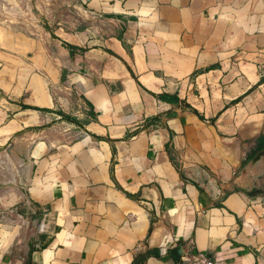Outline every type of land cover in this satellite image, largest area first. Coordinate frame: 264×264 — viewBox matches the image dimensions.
<instances>
[{"label":"crops","instance_id":"0c3cea01","mask_svg":"<svg viewBox=\"0 0 264 264\" xmlns=\"http://www.w3.org/2000/svg\"><path fill=\"white\" fill-rule=\"evenodd\" d=\"M41 2L0 44V264H264V0Z\"/></svg>","mask_w":264,"mask_h":264},{"label":"rangeland","instance_id":"374dc122","mask_svg":"<svg viewBox=\"0 0 264 264\" xmlns=\"http://www.w3.org/2000/svg\"><path fill=\"white\" fill-rule=\"evenodd\" d=\"M41 1L0 0V44L4 52L20 55L22 58L27 56L29 47L25 49L22 47L28 45L29 38H36L38 35L32 27L29 28L30 23L35 29L44 26ZM16 44L19 46H15ZM22 62L27 63L28 61H15L14 63L18 65ZM4 68L6 66L3 65L0 70ZM68 117L71 116L68 115ZM19 136L21 135L13 139L14 145L0 146V192L6 187H15L20 184L21 169L25 166V147L21 145Z\"/></svg>","mask_w":264,"mask_h":264},{"label":"built area","instance_id":"2783aa9c","mask_svg":"<svg viewBox=\"0 0 264 264\" xmlns=\"http://www.w3.org/2000/svg\"><path fill=\"white\" fill-rule=\"evenodd\" d=\"M178 264H221L216 256L189 251Z\"/></svg>","mask_w":264,"mask_h":264},{"label":"water","instance_id":"95a60500","mask_svg":"<svg viewBox=\"0 0 264 264\" xmlns=\"http://www.w3.org/2000/svg\"><path fill=\"white\" fill-rule=\"evenodd\" d=\"M264 160V149L258 152L244 167L242 174L247 175V173L254 169L257 165H259ZM39 219V218H38ZM177 250V249H176ZM177 251H175L176 253Z\"/></svg>","mask_w":264,"mask_h":264},{"label":"bare ground","instance_id":"6f19581e","mask_svg":"<svg viewBox=\"0 0 264 264\" xmlns=\"http://www.w3.org/2000/svg\"><path fill=\"white\" fill-rule=\"evenodd\" d=\"M27 168L28 167L25 165L21 170L26 172L27 171Z\"/></svg>","mask_w":264,"mask_h":264}]
</instances>
